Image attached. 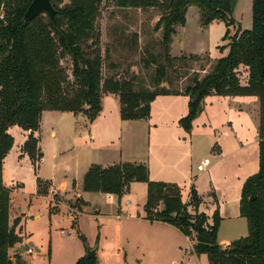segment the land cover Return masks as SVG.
Here are the masks:
<instances>
[{
    "label": "trees",
    "instance_id": "16d2710c",
    "mask_svg": "<svg viewBox=\"0 0 264 264\" xmlns=\"http://www.w3.org/2000/svg\"><path fill=\"white\" fill-rule=\"evenodd\" d=\"M103 1L51 0L56 10L54 21L44 12L26 23L24 18L33 0H0V15H4L0 19V264H15L10 250L22 241L16 231L20 219L13 223L10 220L11 190L3 184L4 160L14 146L9 129L19 126L31 132L22 152L29 156L38 176L44 155L35 133L41 130L43 113L84 114L93 122L102 112V99L107 94L118 96L123 121L148 120L151 105L159 96H187L189 112L179 121L187 133L192 132L193 122L202 113L204 100L209 96L258 98L259 171L243 184L240 203V214L247 220L249 234L232 242L227 252L218 241L222 222L219 210L210 223V218L199 211L202 198L194 186L186 204L178 185L151 181L145 164L123 163L107 168L94 164L84 177L82 189L121 198L133 183H144L148 187L144 220L173 226L194 242L198 255L209 256L210 264H264V0H253L252 28L238 29L231 37L238 0H113L121 8L164 10L156 29L163 30L167 66L157 68L154 90H136L134 82L126 79H104L105 58L97 32ZM190 7L200 10L204 29L215 21L225 24L223 41L229 43L219 50L227 48L228 54L213 61L208 57V68L199 71L206 72L203 77L194 75L192 84L185 90H170L162 86L168 68L184 60L171 56L172 36L178 26H186ZM67 57L72 64V78L61 64ZM242 66L248 69L246 85L241 84L238 75ZM37 184L38 195L47 196L50 184L39 177ZM85 205L80 199L75 207L81 211ZM79 237L86 250L91 249L87 239L83 235ZM20 262L18 258L16 263ZM76 264L99 263L97 258H88L86 254Z\"/></svg>",
    "mask_w": 264,
    "mask_h": 264
},
{
    "label": "rangeland",
    "instance_id": "374dc122",
    "mask_svg": "<svg viewBox=\"0 0 264 264\" xmlns=\"http://www.w3.org/2000/svg\"><path fill=\"white\" fill-rule=\"evenodd\" d=\"M64 2L70 3V0ZM252 5L253 0L237 1L233 16L235 27L230 30V37L238 29L252 28ZM163 14L164 10L160 7L121 8L113 0L103 1L97 32L101 37L100 46L105 58L104 79L133 81L136 90L155 89L153 78L157 68L167 66L163 30L156 29ZM225 28V24L220 22L214 25L211 34L204 32L200 10L190 7L187 27L183 31L179 26L176 28L178 35L174 37L175 33L172 36L170 47L172 57H183L184 60L168 68V76L162 86L170 90H185L192 84L194 75L203 77L206 72L199 71L202 67H207L206 59L209 55L195 54L208 51L214 57L222 45ZM224 43L228 45V41ZM61 64L71 77L70 59L64 58ZM246 73L244 66L238 70L242 85L248 82ZM245 105L248 111L244 113L248 117L230 104V99L212 96L206 98L202 113L193 122V140H188L195 143L193 147L197 144L199 154L191 146L168 145L173 153H179L178 156L190 157L194 172L198 165H202L204 158L210 160L211 165L204 168L202 178L205 192L211 182L222 189V192L240 197L245 181L259 171V112L250 104ZM109 109L111 117L118 114V108L114 105H109ZM143 124L144 122H130L118 127L123 136L114 145L106 146L109 151L108 160H116L117 148L123 150V156L127 160H144L149 156L153 150V131L150 136ZM13 129L15 132L21 130L19 126ZM178 129L181 127L172 125L170 131L177 138H182ZM138 131H141V135L137 136L135 146L131 133ZM226 132L229 136L224 138L223 134ZM44 136L49 139L50 133L44 132ZM221 140L226 141V144L219 154L218 145ZM85 142L97 143V140L92 142L87 139ZM81 143L75 141V152L81 151ZM45 146V169L48 172L56 160L48 156L49 151ZM15 149L8 158L3 173V184L12 191L10 220L13 223L16 218L20 219L19 225L23 228L22 241L10 250L15 264H76L79 258L87 254L80 235L87 239L90 248L98 249L101 264H210L209 256L198 255L194 251V242L177 229L139 219L145 215L147 185L132 184L121 198H110L103 193H87L84 200L88 203L81 207V211L75 207L74 200L69 202L72 206L70 209L35 195L34 169L28 160L23 162L18 158ZM71 154L67 153L66 157ZM183 198L186 201L187 195L184 194ZM57 201L55 199L56 203ZM189 211L192 212V209L189 208ZM243 223V220L225 223L221 230L222 237L229 236L231 229L238 230L235 241L247 237L248 228ZM29 250L32 252L29 253ZM83 251L84 254L79 255ZM18 258L21 259L20 263H16Z\"/></svg>",
    "mask_w": 264,
    "mask_h": 264
},
{
    "label": "crops",
    "instance_id": "0c3cea01",
    "mask_svg": "<svg viewBox=\"0 0 264 264\" xmlns=\"http://www.w3.org/2000/svg\"><path fill=\"white\" fill-rule=\"evenodd\" d=\"M219 23L220 21H215L208 28H203V31L211 34L214 25ZM186 27L187 23L185 27H181V30H185ZM232 27L235 26H231L230 30L232 29ZM226 30L227 29L225 28L223 32L226 33ZM177 35L178 34L176 32L174 37ZM224 42L227 41H222V45H220L219 47H227ZM218 51L216 55H214V57L211 56L210 52L208 51H204L201 54L195 55H202L206 53L209 55L211 60H216L228 54L227 48H225L223 51L218 49ZM246 70V75L248 76V69L246 68ZM212 97L223 99L226 98V100L230 99V104L234 105V107H237L240 113L246 115V117H248V115L245 114L244 111H248V108L245 104H250L254 107L257 113L259 112V102L258 98L256 97H220L215 95H212ZM188 104L189 97L184 95L159 96L152 103L151 116L146 121H123L121 118V104L118 96L114 94L104 95L102 99V112L93 122H91L84 114L75 115L70 112H44L42 116L41 130L35 133V136L40 139L39 145L44 155L40 163L38 176H36L34 172L35 195L39 197L37 184V177H39L43 181H46L50 184L49 194L47 196L41 197L47 198L51 203H55L59 206L69 207L71 209L72 206H70L69 204L71 200H74L76 202L82 199L85 203H88L84 200L88 192H84L82 188L84 177L92 165L98 164L104 168H107L123 163L145 164L149 168L151 181L172 183L178 185L182 189V198L184 194L187 195L186 201L183 198V201L186 204L189 203L190 190L191 187L194 186L198 194L202 198V204L199 211L201 213H205L210 218V223H212V217L215 211L219 210L222 217V222L219 230L218 241L220 246L224 250H226L231 245V243L235 241V237H237L238 235V230L231 229L229 236L222 237L221 230L223 228V225L227 222H241L243 220V222L245 221V223H243L244 226L247 225L248 228L247 220L241 217L240 214L241 195L240 197H238L237 195L233 197L232 193L228 194L227 192H222V189L217 188L211 182L208 183V187L205 192V186L202 183V178L204 176L203 172L205 169L199 171L198 167L201 165H198L197 171L194 172L190 165L192 163V160L189 156H178V152L173 153L172 150L168 149V145L174 144L180 146H191V148H194L195 152L199 154L200 149L197 148V144L195 145L196 147H193V144L195 143H192V141H188L191 139L193 140L191 134L192 132L187 133L179 125V121L184 118L189 112ZM109 105H114L115 108H118V114L115 113L116 115L114 117H111V110L109 109ZM157 106L161 107L158 108ZM130 122L134 124H137L138 122H144V130L146 131L148 129L147 131L149 132L150 136L152 135L153 131V150L150 151L149 156L144 160L131 161L127 160V158H124L123 150L121 148H117L116 160H114L113 158L108 160L109 151L106 150V146L114 145L115 141L120 140L121 136H123V133L118 130V127L122 126L123 123ZM172 125L181 127V129H178L177 131L182 138H177L176 135L173 134L172 131H170ZM14 127L15 126L11 127L8 131L9 134L14 138V146L4 160L3 173L5 170L6 162L15 148V150H17L18 158L22 159L23 162L28 160L32 168L34 169L29 156L22 152V147L28 140L31 132L24 131L22 128L19 132H15L13 129ZM44 132L50 133L49 139H46V137L44 136ZM138 135H141V131L131 133V136L133 138L132 140L134 141L133 143H135V146H137L136 144L138 139L136 140V138ZM228 136L229 133L227 132L223 134L224 138ZM87 139L91 140L92 142L97 140V143H86L85 141ZM76 140L80 141V143L82 142V149L80 152L74 151V144ZM220 142V145H218L219 154L223 152L222 148H224V145L226 144V141L224 140H221ZM161 144H163L164 146H162ZM45 145H47V149L49 151L48 156L56 160V163L48 172L45 169V159L47 157L44 152ZM67 153L72 154L67 158ZM97 158H99L100 160H96ZM205 160H208L210 162V160L207 158H204L203 162ZM55 195L58 196V198H56L58 200L57 203L55 202ZM106 195L110 198L117 197L116 195ZM139 219L143 220L144 216L139 217ZM154 224H163L174 228L173 226L162 222H155ZM20 225L17 228V233L21 238H23V228L20 227ZM187 239L190 240L189 238ZM83 254L84 251L79 255ZM96 258L98 259V263L101 264V261L98 258V252Z\"/></svg>",
    "mask_w": 264,
    "mask_h": 264
},
{
    "label": "water",
    "instance_id": "95a60500",
    "mask_svg": "<svg viewBox=\"0 0 264 264\" xmlns=\"http://www.w3.org/2000/svg\"><path fill=\"white\" fill-rule=\"evenodd\" d=\"M44 12H46L53 21L55 20L56 10L52 5L51 0H33L25 15V22L28 23L34 20ZM97 251V248L87 250V257L91 259L96 258ZM224 252H227V250H224Z\"/></svg>",
    "mask_w": 264,
    "mask_h": 264
},
{
    "label": "built area",
    "instance_id": "2783aa9c",
    "mask_svg": "<svg viewBox=\"0 0 264 264\" xmlns=\"http://www.w3.org/2000/svg\"><path fill=\"white\" fill-rule=\"evenodd\" d=\"M0 19H4V15H3V14L0 15ZM209 165H210V162H209L208 160H205V161L202 163V165L198 167V170H199V171H202L205 167H208ZM73 214H74V213H73ZM31 252H32V251L29 250V253H31Z\"/></svg>",
    "mask_w": 264,
    "mask_h": 264
}]
</instances>
